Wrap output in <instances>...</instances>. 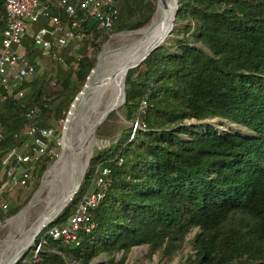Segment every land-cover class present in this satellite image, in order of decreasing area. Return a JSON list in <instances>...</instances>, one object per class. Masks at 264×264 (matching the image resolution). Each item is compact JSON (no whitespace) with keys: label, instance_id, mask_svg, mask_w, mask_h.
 Here are the masks:
<instances>
[{"label":"trees","instance_id":"16d2710c","mask_svg":"<svg viewBox=\"0 0 264 264\" xmlns=\"http://www.w3.org/2000/svg\"><path fill=\"white\" fill-rule=\"evenodd\" d=\"M178 1L175 24L185 22L184 29L127 74L121 112L136 127L114 126L117 140L94 154L80 191L48 226L65 225L88 188L98 190L95 180L106 168L108 188L91 210L94 228L68 243L45 235L31 264H126L141 246L148 247L149 259L159 253L173 260L187 244L193 254L183 264H264V0ZM155 10L156 0H122L113 31L103 33L91 18L83 30L97 47L96 39L142 29ZM53 13L70 22L63 11ZM7 26L0 0V46ZM23 43L34 63L40 50L28 36ZM71 50L61 52L66 66L54 61L61 73L56 90L43 75L24 83L28 93L21 100L2 91L0 162L26 143V114L35 106L57 104L55 120H66L96 66L84 48L77 56ZM213 119L248 134H221L205 123ZM32 123L50 128L39 115ZM50 162L38 163L39 175ZM34 254L35 248L27 255Z\"/></svg>","mask_w":264,"mask_h":264},{"label":"built area","instance_id":"2783aa9c","mask_svg":"<svg viewBox=\"0 0 264 264\" xmlns=\"http://www.w3.org/2000/svg\"><path fill=\"white\" fill-rule=\"evenodd\" d=\"M120 0H5L7 28L2 33L0 46V96L2 91L10 98L21 100L26 96L23 89L36 74V63H32L27 55L23 40L30 36L34 46L40 50L41 56L50 58L60 65H65L61 52L71 43L82 42L87 34L83 24L91 18L97 21L98 28L105 33L113 31L119 17ZM56 12L63 11L70 22L62 23ZM35 25L39 27L35 30ZM39 114L34 108L26 114L27 124L22 136L30 140L25 151L13 148L7 152L0 162V210L7 212L8 205L2 202L4 194L15 188H27L33 181V173L38 163L45 157L54 136L50 128H41L32 123ZM2 135L0 132V141ZM25 145V144H24ZM13 164V168L7 169ZM109 170H101L95 180L97 191L83 195L76 213L68 222L50 228L46 235L63 242L75 241L79 231L89 233L93 228L91 210L96 208L105 196L108 188ZM44 237L35 247V254L25 264L36 263L37 253Z\"/></svg>","mask_w":264,"mask_h":264},{"label":"bare ground","instance_id":"6f19581e","mask_svg":"<svg viewBox=\"0 0 264 264\" xmlns=\"http://www.w3.org/2000/svg\"><path fill=\"white\" fill-rule=\"evenodd\" d=\"M173 2L174 0L161 1L150 26L119 34L125 38L137 37L130 44L117 50H110L107 47L100 55L89 81L93 87L88 96L81 101L79 112L71 120L72 126L68 138L62 137L60 154L51 168L45 172L42 185L32 202L30 201L18 215L8 221V224H18V227L16 230L12 229L14 231L5 240L0 241V264H11L36 238L37 230L41 226V217L39 216L40 218L38 217L30 227H27L30 212L40 204L44 206V210L51 209L69 187L72 170L80 175L87 170L97 127L110 112H116L122 103L126 69L138 61L157 40L171 18ZM67 125L64 124V133ZM47 192L49 195L43 200ZM55 213L52 215L54 216Z\"/></svg>","mask_w":264,"mask_h":264},{"label":"rangeland","instance_id":"374dc122","mask_svg":"<svg viewBox=\"0 0 264 264\" xmlns=\"http://www.w3.org/2000/svg\"><path fill=\"white\" fill-rule=\"evenodd\" d=\"M121 1L122 0H120L119 7L121 5ZM134 7H135L136 14H137L136 19H139V13L141 12V7L139 4H135ZM154 17L155 16H153L151 22L143 28L150 26L154 20ZM185 25H186L185 22L175 24L174 31L175 30H183ZM35 26H38V25H35ZM120 33H123V32H119L117 34L116 33L111 34L110 38L107 42H102L101 39H96L94 41V43L97 44V47H93V45H91V43H90L93 40L90 38L87 39V37L82 42L71 43L70 46H72V50H71L70 54H72V55L74 54L75 56H77L76 52L79 49L84 48L85 52L88 54V57L93 58L95 60V65L97 66L98 55L100 53L104 52L107 47L110 50H117V49H120L127 44H130L133 40H135L137 38V37L136 38H125V37L120 36L121 35ZM172 34L167 39H173ZM31 35H32V32L30 33V35L28 37L31 38L30 37ZM34 63L37 64L36 65V74L32 77V80L39 78L43 75H47V77H48V79H47L48 88L50 90H53V91L56 90L57 89L56 80L61 77V73L58 69L59 67L56 64V62H54V60H52L50 58L37 56ZM27 93H28V90H26V95H27ZM56 105H54L52 107L46 106L44 108H41L40 106L34 107L39 111L38 115L40 116V119L41 120L46 119L50 128L54 131V136H53L52 142H54V141L56 142V147H52L51 150L48 151L47 156L45 157V159L51 160V162L48 164V166L51 165L55 161V159L58 157V155L60 154L61 146H62L61 141H63L62 135H63V127H64L65 121L62 119L61 120H55ZM64 113L65 112H63V114ZM46 117H49V118H46ZM205 123H208V124L214 126L215 128H217V130L221 134H224L225 132H230L232 130L233 131L241 130L245 134H248V132L244 128H238L234 124L221 123L218 119L208 120ZM192 124L196 125L195 122H192ZM123 125H126L127 127L135 128L136 122L127 123L123 119L121 120L117 113H111L109 115V117L106 119V121L98 128L97 132L95 133V141H94V144H93V147L91 150L92 152H91L90 157H93L97 151L102 150V149L110 146L113 141H116L117 140V130L114 129V126H123ZM56 133H59V136L56 135ZM58 137H60V138L58 139ZM30 142H31L30 140H27L25 145H23L22 147L19 148V151H25L26 150L25 146L30 144ZM89 164H90V162H89ZM13 166L14 165L11 164V165H9V167H7V169L13 168ZM88 170H89V167H88ZM88 170H87V172H88ZM38 172H39V168H36L34 173H33V181L27 188H23V189H16L15 188L10 193L3 195L2 202L7 203L8 210H7V212H2L0 210V241L5 240L10 235V233L14 231L12 229H15V230L17 229L16 227H18V224H8V221L10 219H12L13 217H15L16 215H18L23 210V208H25L30 203V201L33 200L34 195L36 194V192L41 187L45 172L42 175H39ZM84 181H85V178L83 180V183H84ZM83 183H82V185H83ZM88 189H89L88 193L89 194L92 193L95 189L94 184L91 185ZM48 195H49V192L45 193L43 196L44 197L43 200H45L48 197ZM15 208H20L19 212L15 216H12L10 218H6L5 220L2 219V217H5L6 215H8V213H10V211L15 209ZM43 211H44V206L42 204L36 206L30 212L26 226L30 227L38 219V217L42 214ZM47 232H48V227H46L42 231V233L36 238L35 242L37 240H41L47 234ZM194 235H195V233H193L191 235V237H193ZM15 236H16V234H15ZM35 242L22 256V257H25V260L23 262L24 264H25V261L31 260V255H27V254L31 253L32 250L35 248L34 247ZM147 253H148V247L147 246H141V247L134 248L128 257L126 264H183L185 257L188 254H193V251L191 249V245L187 244L184 246L182 251H180L179 253L176 254V256L174 257L173 260H168L166 257L162 256V254H159V253L156 254L155 256H153L152 259H149L147 257Z\"/></svg>","mask_w":264,"mask_h":264},{"label":"water","instance_id":"95a60500","mask_svg":"<svg viewBox=\"0 0 264 264\" xmlns=\"http://www.w3.org/2000/svg\"><path fill=\"white\" fill-rule=\"evenodd\" d=\"M161 1L162 0H156V10H155L154 16L157 14L158 8L161 5ZM178 9H179V1L174 0V2L171 4V12H172L171 18L169 19V22H167V24L164 26V28H163L161 34L159 35V37L157 38V40L149 47V49L146 51V53L138 61H136L134 64H132L131 66H129L126 69V72H125V75L123 78V100H122V103L116 112L113 111V112H110V114L111 113H117L119 115L120 119L121 120L123 119L121 108L124 106V104L126 102L125 81H126L127 74L130 70L135 69L138 66H140L153 51H155L156 49L161 47L165 43V40L168 37H170V35L173 33V31L175 29V21H176V16L178 14ZM102 53H100L98 55L97 61H98V59ZM96 67L93 69V71L96 69ZM92 72H91V74H92ZM91 74L87 78L86 84L83 87L82 91L75 98L73 104L71 105L70 111L68 112V115L66 117L64 124L67 123L68 125L66 126V132L65 133L63 132V135H62L63 137L65 136L66 139L69 136V130L71 129V126H72L71 120H73L74 117L77 115V113L79 112V110L81 108V101L88 96L90 89L93 87L92 83H89L90 78H91ZM109 115L99 124V126L96 129V132H97L98 128L106 121V119L109 117ZM91 159H92V157H90L89 162L91 161ZM73 165H74V163L72 162L71 166L73 167ZM87 170H88V168H87ZM87 170L83 171V174H81V175H80V173L75 174V171L72 170V177H71V181L69 183V187L67 188V190L64 192V194L61 196V198L57 201V203L51 209L44 210L42 212V214L40 215L41 226L37 230L36 238L42 233V231L46 227L51 225L60 216V214L66 209V207L73 201V199L75 198V196L78 194V192L81 189L83 180L86 177ZM53 213H55L54 216L52 215ZM51 215H52V217H51ZM36 238L32 241V243L30 245L27 246V248L25 249V252L33 245ZM25 252H23L21 255H18L13 260V262L11 264H16L17 262H19V260L25 254Z\"/></svg>","mask_w":264,"mask_h":264}]
</instances>
